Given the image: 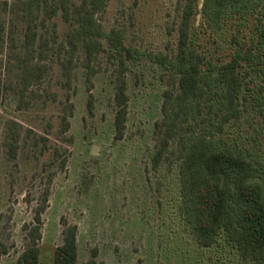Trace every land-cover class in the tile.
Listing matches in <instances>:
<instances>
[{"label":"rangeland","instance_id":"374dc122","mask_svg":"<svg viewBox=\"0 0 264 264\" xmlns=\"http://www.w3.org/2000/svg\"><path fill=\"white\" fill-rule=\"evenodd\" d=\"M26 1L0 0V21L5 23L4 38H0V249L8 251L0 255V264H16L26 250L24 226L33 221L46 187L39 176L57 145L68 150V164L53 181L43 215L42 264H52L56 248L63 244L62 219L78 226L79 264L89 261L94 249L98 250V264H244L237 252L223 244L209 249L198 246L178 212V170L164 166L158 173L153 171L154 125L162 119V94L168 87L161 79L162 69L149 59L131 64L127 128L123 139L117 140L115 68L101 54L93 63L95 75L88 83L80 50L68 87L60 61L65 52L62 59L58 53L71 27L61 15L44 27L39 24L36 44L41 37L49 41L48 59L43 63L46 70L39 81L32 80L24 88L20 66L25 58L27 23L20 18V8ZM177 4L178 0H108L99 18L108 31L125 28L128 45L147 53L169 52L177 42ZM200 23L198 16L196 26ZM54 24L57 42L53 40ZM234 31L228 27L219 36L200 33V50L228 59L227 39ZM89 85L94 96L92 113L88 109ZM68 103L74 106L66 135L72 142L63 143L60 129ZM12 121L20 126L22 146L27 144L13 165L4 148ZM41 137L47 138L51 150L37 159L31 145L34 138Z\"/></svg>","mask_w":264,"mask_h":264},{"label":"trees","instance_id":"16d2710c","mask_svg":"<svg viewBox=\"0 0 264 264\" xmlns=\"http://www.w3.org/2000/svg\"><path fill=\"white\" fill-rule=\"evenodd\" d=\"M108 0H27L20 18L25 31L21 80L28 89L46 70L49 41L41 37L39 24L62 16L71 30L59 44L58 58L68 87L74 61L81 50L85 56L87 82L95 75L93 63L106 54L114 66L116 139L122 140L128 122L130 97L127 74L131 64L149 59L164 74L162 119L154 125L156 145L151 152L153 171L175 167L180 179L178 212L185 230L198 246L220 244L237 252L244 264H264V0H178L179 19L175 26L176 48L169 52L147 53L127 44L125 28L106 30L99 16ZM7 6L8 4H4ZM201 16L200 26L196 19ZM53 40L58 41L56 24ZM228 27L235 29L227 39L228 59L210 50H200V33L219 36ZM249 30V32L247 31ZM5 23L0 21V38ZM214 45H218L213 41ZM218 51V49H217ZM89 92L88 109L93 112L94 96ZM74 106L68 103L60 135L67 138ZM4 141L6 159L17 164L22 147L21 130L12 121ZM47 138H34L35 158L51 148ZM43 142V146L40 144ZM53 158L39 176L45 190L34 209L33 221L24 226L27 247L16 264H42L43 215L49 207L53 181L67 170L68 150L52 148ZM15 162V163H14ZM47 174V175H46ZM46 175V176H45ZM63 244L56 248L52 264H79L78 226L62 219ZM6 248L0 255L7 254ZM98 250L84 264H98Z\"/></svg>","mask_w":264,"mask_h":264}]
</instances>
